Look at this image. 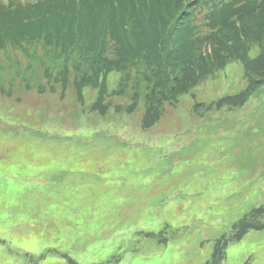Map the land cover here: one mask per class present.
I'll return each instance as SVG.
<instances>
[{
    "label": "rangeland",
    "instance_id": "obj_1",
    "mask_svg": "<svg viewBox=\"0 0 264 264\" xmlns=\"http://www.w3.org/2000/svg\"><path fill=\"white\" fill-rule=\"evenodd\" d=\"M14 2L67 6L0 7L14 13ZM244 2L218 3L210 23ZM55 20L15 26L32 35ZM10 30L0 33V264H264V226L236 239L264 205L260 40L244 34L247 64L198 69L195 87L148 108L141 72L96 74L81 88L85 68L68 48ZM239 92L246 102L218 103ZM254 221L264 224V208Z\"/></svg>",
    "mask_w": 264,
    "mask_h": 264
},
{
    "label": "trees",
    "instance_id": "obj_2",
    "mask_svg": "<svg viewBox=\"0 0 264 264\" xmlns=\"http://www.w3.org/2000/svg\"><path fill=\"white\" fill-rule=\"evenodd\" d=\"M81 1L85 4L89 0ZM102 1L99 8L106 4V0ZM113 1L117 2V7L106 20L102 23L96 21L95 25L87 22V17L80 9L79 18H76L69 12L71 10L58 6L39 10L23 4L14 6V14L8 6L5 10H0V23L4 25L0 27V33L11 29L10 31H14V39L27 35L34 41L42 39L47 44L65 45L76 50L78 55L74 56L78 57L73 66L85 68L84 72H80L81 88L89 84V78L93 80L96 74L105 75L111 71L129 73L130 70L141 72L148 83L145 95L148 108L149 105L151 108L152 104L160 103L162 99L175 100L178 94H185L195 87L200 77L195 73L198 69L201 73L210 75L234 59L247 64L249 50L245 35L251 36L250 39L260 40L258 65H261L260 72L263 71L260 80L264 79V1L259 6L251 0L247 4L235 6L227 18L215 24L207 22L208 30L205 33L195 29L189 21L188 8L193 10V5L199 0ZM220 3L232 5L233 2L222 0ZM203 4L214 14L219 8L215 0H204ZM82 6L91 8L89 3ZM21 17H26L25 22L33 23L48 17L56 20L46 23L48 29L41 23L37 24L31 35L22 33L25 32L23 26H15L16 19ZM228 37L230 42H224ZM234 37L237 39L234 40ZM205 45L209 51H202L204 48L200 50ZM88 71H93L94 74L87 76ZM242 94L224 97L218 103L236 97L243 103L247 99V93ZM150 114L146 113L143 118L145 128L151 125V120L148 119ZM263 208L264 205L255 207L250 214L253 217L248 222H245L248 218H243L239 223L240 230L236 239L239 240L249 228L262 229L264 224L256 223L254 216Z\"/></svg>",
    "mask_w": 264,
    "mask_h": 264
},
{
    "label": "bare ground",
    "instance_id": "obj_3",
    "mask_svg": "<svg viewBox=\"0 0 264 264\" xmlns=\"http://www.w3.org/2000/svg\"><path fill=\"white\" fill-rule=\"evenodd\" d=\"M65 103H69V101L67 100ZM141 133H143V132H141ZM144 134V133H143ZM145 135V134H144ZM157 136H159V135H157ZM134 139H136L135 137H134Z\"/></svg>",
    "mask_w": 264,
    "mask_h": 264
}]
</instances>
